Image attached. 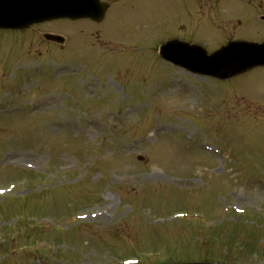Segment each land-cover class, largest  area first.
Masks as SVG:
<instances>
[{"label": "rangeland", "instance_id": "obj_1", "mask_svg": "<svg viewBox=\"0 0 264 264\" xmlns=\"http://www.w3.org/2000/svg\"><path fill=\"white\" fill-rule=\"evenodd\" d=\"M108 1L100 24L0 30V264H264V66L159 55L264 40V0Z\"/></svg>", "mask_w": 264, "mask_h": 264}, {"label": "water", "instance_id": "obj_2", "mask_svg": "<svg viewBox=\"0 0 264 264\" xmlns=\"http://www.w3.org/2000/svg\"><path fill=\"white\" fill-rule=\"evenodd\" d=\"M105 10L99 0H0V28L24 29L60 18L100 20ZM47 36L61 41L58 36ZM160 52L165 59L193 72L223 79L264 65V43L232 42L208 55L200 46L174 40L163 45Z\"/></svg>", "mask_w": 264, "mask_h": 264}]
</instances>
